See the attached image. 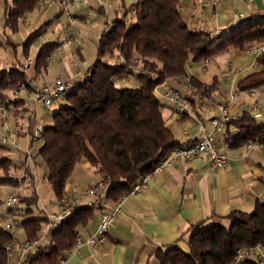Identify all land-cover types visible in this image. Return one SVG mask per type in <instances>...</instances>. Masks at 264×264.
<instances>
[{
  "label": "crops",
  "instance_id": "crops-1",
  "mask_svg": "<svg viewBox=\"0 0 264 264\" xmlns=\"http://www.w3.org/2000/svg\"><path fill=\"white\" fill-rule=\"evenodd\" d=\"M10 2L11 0L8 1ZM70 2L76 19L73 25L69 23L59 0H43L34 10L18 17L13 26L7 22L5 3L0 2V70L16 68L23 65L27 57H33L34 62L27 68V73L38 85L57 78L73 82L76 73H85L95 60L100 36L112 27L115 18L124 17L127 23L132 22L133 16L128 8L135 0ZM180 11L191 29L208 32L212 40L218 42L248 23L264 20V0H181ZM237 12L243 16L235 17ZM43 25L40 35L26 49L28 38ZM71 31L72 38L69 40ZM262 39L251 42L244 48L231 47L211 57L205 67L200 62L189 61L184 76L210 86L208 95L217 102L227 104L238 116L247 112L249 105L258 100L263 106L257 121L264 123V86L258 88L259 92L255 98L249 89H238L240 79L254 71L249 67L252 58L245 53V49ZM47 44H54L55 47L47 58L45 68L38 69L36 57L41 47ZM210 64L217 72L211 79H206L207 67ZM184 76L165 80L155 88L154 94L164 104L162 115L165 124L182 143H190L200 138L198 132L201 126L204 133L212 130L211 118L219 112L216 108L206 109L201 105L199 90L194 85L187 84ZM127 78L121 77L117 85L128 86ZM170 88L177 89L191 101L194 100L196 118L174 110L165 96ZM20 95L26 99L22 105L24 111L17 113L21 107H7L5 123L0 115V124L3 123L12 130L23 121L29 124L31 130L44 129L51 125L53 112L63 100V97L55 100L51 110V107L46 108L40 103H34L26 93ZM30 107L33 109L32 118ZM237 131L234 126L229 129L226 126L223 130L215 132L219 148L229 157L225 167L212 166L209 156L201 154L189 159H179L161 171L151 174L147 179L146 189L131 195L124 202L105 242L96 246H72L64 253L60 264H162L155 255L156 251L159 248L165 250L177 241L187 249L188 231L192 225H227L232 212H251L257 200L264 198V144L248 147L247 143L243 142L230 146L226 139ZM28 141L27 135L19 134L14 147L0 148V152L7 154L1 160H7V176L13 180H17L23 171L25 155L23 156V151L20 154L19 148H25ZM79 164L69 177L63 194L64 197H75L85 203L91 199V196L85 194V189L100 182L103 176L100 169L92 166L88 160ZM30 167L37 175L36 159ZM0 169L3 172L4 168ZM17 187L11 183L0 184V196L5 198ZM35 195L38 197L37 192ZM114 207L115 201L106 199L102 206L94 210L92 217L85 224L78 226L77 236L86 239L96 234L102 212ZM29 217L42 216L27 214L22 220ZM21 232L23 239L13 233L18 243L27 240L24 226ZM39 237L44 241L50 239L46 221ZM14 252L17 254L18 250ZM254 261L264 264L256 255H250L244 264H252Z\"/></svg>",
  "mask_w": 264,
  "mask_h": 264
},
{
  "label": "trees",
  "instance_id": "trees-1",
  "mask_svg": "<svg viewBox=\"0 0 264 264\" xmlns=\"http://www.w3.org/2000/svg\"><path fill=\"white\" fill-rule=\"evenodd\" d=\"M41 1L5 0L7 22L13 26L18 17L34 10ZM180 2L135 0L128 8L132 22L117 17L112 27L101 34L95 60L62 96L53 112L52 124L43 130L42 144L33 150L34 159L39 157L43 162L44 178L57 197H64L69 177L83 160L100 169L101 180L110 179L107 199L115 201L128 192L132 184L183 144L165 124L164 104L154 94L155 88L169 78L184 76L189 61L200 62L231 47L244 48L264 38V20H257L214 42L210 33L188 26L182 18ZM43 28L44 25L32 33L26 49ZM54 47V44L41 47L36 57L38 69L45 68ZM258 63V69L240 79L239 90L264 86V52ZM128 76L136 78V86L117 85L121 77ZM24 79L17 68L0 70V105L21 107L17 113L24 111L26 99L7 93ZM192 82L200 94L202 90L210 93V86L194 79ZM230 126L238 130L227 137L230 146L250 140L264 144V123L248 112L227 123L228 129ZM6 161L0 160L5 174L0 176V184L18 186V181L7 176ZM21 201L32 206L38 197L23 196ZM97 207L81 206L49 229L50 244H41L24 264H60L64 253L74 245L78 226L85 224ZM46 220V217L22 220L27 240L40 236ZM188 232L187 249L177 241L165 250L156 251L162 264H228L238 248L252 247L264 240V198L257 200L251 212H232L227 225L196 224ZM12 239L14 235L0 223V264H8L5 246Z\"/></svg>",
  "mask_w": 264,
  "mask_h": 264
},
{
  "label": "built area",
  "instance_id": "built-area-1",
  "mask_svg": "<svg viewBox=\"0 0 264 264\" xmlns=\"http://www.w3.org/2000/svg\"><path fill=\"white\" fill-rule=\"evenodd\" d=\"M63 12L68 17L69 23L73 25L76 22L75 16L71 10L70 0H59ZM242 13H235V17H242ZM72 38V31L68 39ZM264 52V38L254 44H250L246 49L245 53L249 55L252 60L249 67L253 70L257 69L258 57ZM50 55L48 56V58ZM123 60V57H121ZM211 61V57L204 58L200 61L201 65L205 67ZM34 62V59L27 57L23 65L16 66L17 69L21 70L24 74L25 79L19 81L16 86L11 90L12 94L19 96L21 93H26L34 103H40L46 108L53 105L55 100L66 94L73 83L84 75L82 72H78L75 75L73 82L66 81L60 78L47 82L43 85H38L35 79L27 73V68ZM184 81L192 86V78L189 76L183 77ZM251 95L255 98L258 95V88L249 89ZM236 95V93H234ZM174 110L178 113L191 116L196 118L195 109L192 101L177 89L170 88L165 95ZM201 105L206 108H216L219 112L217 116L211 118L212 130L208 133H204L203 127L199 129L200 138L194 142L183 143L176 146L167 156H165L159 163L154 165L152 171L137 182L131 185L128 192L120 195L115 200V207L110 210L102 212V218L99 223L96 234L84 239L81 236H77L74 242V247L78 248L83 244L99 245L106 241L111 226L116 218V215L120 211L124 202L133 194L144 191L147 186L148 177L156 172L161 171L163 168L171 165L173 162L179 159H189L196 157L201 154L209 156L211 165L214 167L222 168L225 167L229 157L223 152L217 143L215 138V132L223 130L227 123L237 119L239 116L236 112L231 111L230 107L222 102H217L211 95L205 90L201 91L200 94ZM263 105L258 101L254 100L248 107V113L258 120L259 111ZM31 116L33 117V109L30 107ZM7 114V107L0 105V115L3 123H5ZM0 124V148L14 147L16 137L19 134H25L29 137L27 146L24 148L25 161L23 162V171L18 177L19 181L34 183L36 180V174L30 165L34 164L33 150L40 146L43 142V128L41 129H30L29 124L25 121L21 122L16 129H9L5 124ZM4 127V128H3ZM247 146L252 147L259 144L255 141H247ZM1 160V159H0ZM2 170V169H0ZM110 179H104L100 182L88 186L85 189V194L91 196V199L85 203H81L78 198L75 197H58L55 200H50L47 206L40 207L41 211L45 213L46 222L48 229L56 227L72 213H74L79 207L84 205H97L102 206L104 201L107 199L106 195L109 189ZM35 195V193L33 194ZM21 195L17 189H14L6 195L3 200L4 209L0 208V223L3 224L4 229L9 233L13 234L15 230L22 229V220L20 216L27 215L30 208L19 207L21 204ZM39 209V207H38ZM34 211V209H33ZM50 244V240L44 241L42 237H37L33 240H25L18 243L15 238L9 241L6 246V254L8 258V264H24L28 256L35 253L41 244ZM264 240L252 247H240L236 251L235 257L228 264H244L250 255H256L257 258L264 262ZM15 250L18 253L15 254Z\"/></svg>",
  "mask_w": 264,
  "mask_h": 264
},
{
  "label": "rangeland",
  "instance_id": "rangeland-1",
  "mask_svg": "<svg viewBox=\"0 0 264 264\" xmlns=\"http://www.w3.org/2000/svg\"><path fill=\"white\" fill-rule=\"evenodd\" d=\"M0 2L4 3L5 0H0ZM32 59H34V58L32 57ZM207 68H208V72L206 73V79L207 78L211 79L213 77V75L217 72V69H214L212 64H210ZM126 83L128 84V86H133V87L137 85L136 78L133 76H128ZM192 85H193V82H192ZM13 88L14 87H12V89ZM12 89H10V91H7V93L12 94V91H11ZM53 108H54V106L51 107V110ZM19 149L21 150V151H19L20 154L23 151V156H24L25 155L24 154V148H19ZM6 156H7L6 152H4V151L0 152V159L5 158ZM36 161H37V166H38L36 181L34 183H28V182L27 183H19V182H23V181H19L18 179L16 181H18L17 189H19L18 192L21 195V197L27 196L28 194L32 195V194H34V192L35 193L37 192L38 201H37V203L33 204L32 206H27L25 203L21 202L19 207L20 208L24 207L26 209L27 208L34 209L33 212H31V213L28 212V214H31V215L35 214V215L45 217V213L38 210V207H39V209H41L40 207L47 206L49 204L50 200H55L58 197L55 195L49 181L44 178V164H43V162L41 161V159L39 157L36 158ZM79 167H80V164L78 165V169H79ZM0 174L2 175L3 172L0 171ZM0 200L3 201L4 196H2V197L0 196ZM0 208H4L3 203L0 204ZM25 216L26 215L20 216L21 220ZM14 232H15V236L19 237L20 239L24 238V235L21 232V229H17Z\"/></svg>",
  "mask_w": 264,
  "mask_h": 264
}]
</instances>
